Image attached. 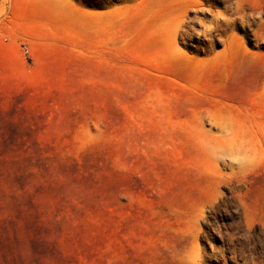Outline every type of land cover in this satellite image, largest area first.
Segmentation results:
<instances>
[{
	"label": "rangeland",
	"instance_id": "374dc122",
	"mask_svg": "<svg viewBox=\"0 0 264 264\" xmlns=\"http://www.w3.org/2000/svg\"><path fill=\"white\" fill-rule=\"evenodd\" d=\"M0 264H264V0H0Z\"/></svg>",
	"mask_w": 264,
	"mask_h": 264
},
{
	"label": "built area",
	"instance_id": "2783aa9c",
	"mask_svg": "<svg viewBox=\"0 0 264 264\" xmlns=\"http://www.w3.org/2000/svg\"><path fill=\"white\" fill-rule=\"evenodd\" d=\"M22 49L25 53H29V48L27 45H23Z\"/></svg>",
	"mask_w": 264,
	"mask_h": 264
}]
</instances>
